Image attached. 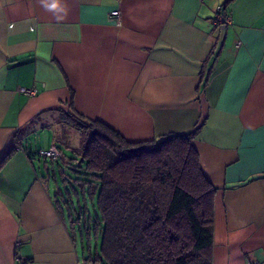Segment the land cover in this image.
I'll return each instance as SVG.
<instances>
[{
    "label": "crops",
    "instance_id": "obj_1",
    "mask_svg": "<svg viewBox=\"0 0 264 264\" xmlns=\"http://www.w3.org/2000/svg\"><path fill=\"white\" fill-rule=\"evenodd\" d=\"M225 1L0 0V264H84L37 154L69 157L67 112L132 142L194 133L212 264H264V0Z\"/></svg>",
    "mask_w": 264,
    "mask_h": 264
},
{
    "label": "trees",
    "instance_id": "obj_2",
    "mask_svg": "<svg viewBox=\"0 0 264 264\" xmlns=\"http://www.w3.org/2000/svg\"><path fill=\"white\" fill-rule=\"evenodd\" d=\"M64 116L84 140L45 162L84 264H212L215 188L194 133L132 142L98 120Z\"/></svg>",
    "mask_w": 264,
    "mask_h": 264
},
{
    "label": "built area",
    "instance_id": "obj_3",
    "mask_svg": "<svg viewBox=\"0 0 264 264\" xmlns=\"http://www.w3.org/2000/svg\"><path fill=\"white\" fill-rule=\"evenodd\" d=\"M217 10H220V6L217 8ZM109 18L111 20H114L116 24H120V14L118 10H113L110 13ZM214 20L222 26H226L230 22L229 17L222 14L219 11L215 13ZM20 91L27 95H33L36 92V89L21 87ZM38 155L43 157L44 159L57 160L61 156V151L57 146V144L53 143L49 148L39 150ZM254 264H259V263L254 262Z\"/></svg>",
    "mask_w": 264,
    "mask_h": 264
},
{
    "label": "rangeland",
    "instance_id": "obj_4",
    "mask_svg": "<svg viewBox=\"0 0 264 264\" xmlns=\"http://www.w3.org/2000/svg\"><path fill=\"white\" fill-rule=\"evenodd\" d=\"M69 130H70V140L68 141V144L70 145L71 143H74V142H76V141H78V143L76 142V144H71V146L70 147H66V148H64V152L67 154V155H71V154H73L74 153V150H78L79 149V147H80V139H81V137L83 138V140H84V136H81L80 135V132L79 131H75L73 128H71V127H69ZM43 143V140L42 139H39V138H34V139H32L31 140V143L29 144V148L30 149H35V147H37V145L39 146L40 144H42ZM72 146L73 147H75V148H72ZM78 147V148H77ZM31 151H33V152H35L36 150H31ZM51 184H52V182H51Z\"/></svg>",
    "mask_w": 264,
    "mask_h": 264
},
{
    "label": "clouds",
    "instance_id": "obj_5",
    "mask_svg": "<svg viewBox=\"0 0 264 264\" xmlns=\"http://www.w3.org/2000/svg\"><path fill=\"white\" fill-rule=\"evenodd\" d=\"M44 6L48 9H61V0H53L52 3H46V0H41Z\"/></svg>",
    "mask_w": 264,
    "mask_h": 264
}]
</instances>
